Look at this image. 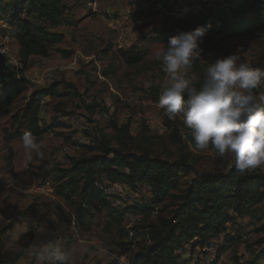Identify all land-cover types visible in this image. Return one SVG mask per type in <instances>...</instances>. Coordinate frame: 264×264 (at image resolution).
I'll use <instances>...</instances> for the list:
<instances>
[{
	"label": "rangeland",
	"instance_id": "1",
	"mask_svg": "<svg viewBox=\"0 0 264 264\" xmlns=\"http://www.w3.org/2000/svg\"><path fill=\"white\" fill-rule=\"evenodd\" d=\"M215 1L221 0H63L67 22L56 30L63 41L48 57H30L25 64L17 56L10 15L0 21V101L9 92L7 78L21 82V92L0 116V228L10 226L2 240L3 259L14 260L21 254L16 264H41L37 253L53 243L72 253L73 264H131L132 256L148 245L142 229L144 215L129 209L149 207L151 222H156L163 205L171 210L167 200L151 205L148 184H121L105 174L97 177L95 186L100 184L107 201L123 212L113 225L115 237L104 232L107 218L103 211L95 212L90 227L81 228L74 206L55 193L54 169L91 157L88 148L95 146L100 132L110 147L145 153L171 164L185 161L179 190L172 194L199 175L235 168L230 153L218 157L211 148L197 150L181 116L169 119L151 93L152 89L162 91L168 80L156 59L161 44L168 42L158 41L155 31L165 29L176 36L194 30L198 27L194 19ZM255 1L264 6V0H246V9L252 10ZM6 3L11 7L15 0ZM149 10L153 16L146 14ZM200 48V65L205 70L231 54L239 57L237 63L264 69V33L232 39L207 34ZM123 53H132L141 62L128 65L120 58ZM187 75L195 80L191 67ZM51 86L57 95L37 100L38 126L44 132L36 138L42 144V155L33 153V161L25 167L20 138L27 130L28 105L34 93ZM255 90L257 95L264 92V81ZM111 124L117 129L128 125L130 139H123ZM175 129L179 143L172 137ZM53 160L55 167L47 169L45 165ZM246 174L264 177V168ZM128 194L137 196L136 202L126 199ZM263 225L264 202L257 206L255 218H234L206 243L194 246L190 242L175 252L180 263L187 264L199 256L197 248L211 243L213 264H264V246L258 245L264 238Z\"/></svg>",
	"mask_w": 264,
	"mask_h": 264
},
{
	"label": "trees",
	"instance_id": "2",
	"mask_svg": "<svg viewBox=\"0 0 264 264\" xmlns=\"http://www.w3.org/2000/svg\"><path fill=\"white\" fill-rule=\"evenodd\" d=\"M20 6L23 12H20ZM246 8V0L215 1L205 7L203 14L194 20L198 26L210 25L208 35L224 39L264 33V6L255 1L252 10ZM65 12L63 0H15L11 7H8L6 0H0V21L10 15V26L15 30L14 41L21 63L25 64L30 57H48L51 49L63 41V35L56 30L66 24ZM146 14L154 15L150 10ZM155 32L156 39L162 42H168L174 36V32L165 29H157ZM120 58L131 66L141 62L140 57L132 53H123ZM191 69L195 74L194 86L199 88L206 76L199 58L192 61ZM6 81L9 92L0 101V116L6 114L7 108L21 92V82L14 81L12 77ZM253 92L256 94L255 89ZM151 93L158 102L161 91L152 89ZM50 95H57L55 86L34 93L35 99L28 105L26 131L35 137L44 132L38 126L37 100ZM111 127L123 135V139H130L128 125L117 129L116 124H111ZM98 137L94 139L95 146L88 148L93 153L91 157L74 160L67 168L54 169L55 193L65 203L74 206L77 225L81 228L90 227L95 212L103 211L107 218V229L104 232L111 237H115L113 225L118 223V217L123 212L107 201L104 192L97 188L100 184L95 186L99 175L105 174L113 182L126 185L148 184L153 206L161 205L165 200L171 202V210L166 204L163 205L156 222L148 221L152 212L149 207L129 209L135 214L144 215L145 224L142 229L148 240V245L132 256L131 264H181L175 252L177 249L190 242L194 246L206 243L234 218H255L257 206L264 202V177L242 175L236 168L226 173L199 175L177 194H172L179 190L181 168H187L185 161L171 164L151 158L145 153L135 154L122 147H110L101 132ZM172 137L176 143L181 141L177 129L172 132ZM189 140L194 144L190 135ZM9 229L10 226L0 228V264H16L21 256L10 261L2 258V240ZM258 245L264 246V238Z\"/></svg>",
	"mask_w": 264,
	"mask_h": 264
},
{
	"label": "clouds",
	"instance_id": "3",
	"mask_svg": "<svg viewBox=\"0 0 264 264\" xmlns=\"http://www.w3.org/2000/svg\"><path fill=\"white\" fill-rule=\"evenodd\" d=\"M209 27L180 32L166 46L161 44L156 59L168 80L158 106L169 119L181 116L197 150L211 148L218 157L230 153L242 175L251 173L264 168V92H253L264 81V69L237 63L239 57L231 54L208 65L201 86L195 87L187 70L201 57L200 44ZM20 140L27 167L33 153L42 155V144L30 131ZM55 164L49 161L45 167L51 170ZM37 258L41 264H73L72 253L53 243L42 246Z\"/></svg>",
	"mask_w": 264,
	"mask_h": 264
},
{
	"label": "bare ground",
	"instance_id": "4",
	"mask_svg": "<svg viewBox=\"0 0 264 264\" xmlns=\"http://www.w3.org/2000/svg\"><path fill=\"white\" fill-rule=\"evenodd\" d=\"M0 90H1V88H0ZM2 92V90L0 91V93ZM97 188L98 189H101L102 190V188L99 186V185H97ZM104 193H106V191H104V190H102ZM108 191V190H107ZM133 191V190H132ZM108 192H110V191H108ZM113 192V191H112ZM128 193V192H127ZM107 194V193H106ZM109 194V193H108ZM120 195V194H119ZM121 197H123V196H121ZM126 197V199H129V198H131V199H133V202H136L135 201V199L137 198V196H135V195H132L131 196V194H128V196H125ZM214 241V240H213ZM208 245H211V243H209V244H206V245H204V247L201 249L200 248V250H198V248H197V253H198V257H196V258H193L191 261H189V262H187V264H207V262H205L206 260H207V258H208V264H213V260H212V258H211V252H213V251H211V249H207L208 248ZM200 255H202V256H200ZM214 255H216V254H214ZM191 257V256H190ZM185 264V263H184ZM219 264V263H218Z\"/></svg>",
	"mask_w": 264,
	"mask_h": 264
},
{
	"label": "built area",
	"instance_id": "5",
	"mask_svg": "<svg viewBox=\"0 0 264 264\" xmlns=\"http://www.w3.org/2000/svg\"><path fill=\"white\" fill-rule=\"evenodd\" d=\"M187 11H188V8L183 11V14H186ZM211 247H212L211 245H208L207 249H211ZM198 250H200V249H198ZM198 250H196V251H198ZM205 262H207V264H208V258Z\"/></svg>",
	"mask_w": 264,
	"mask_h": 264
}]
</instances>
